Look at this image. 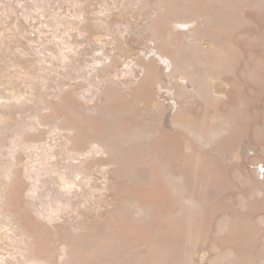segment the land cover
Instances as JSON below:
<instances>
[{
  "label": "bare ground",
  "instance_id": "1",
  "mask_svg": "<svg viewBox=\"0 0 264 264\" xmlns=\"http://www.w3.org/2000/svg\"><path fill=\"white\" fill-rule=\"evenodd\" d=\"M242 3L74 0L45 24L48 36L34 26L40 40L30 35V49L11 44L21 31L9 43L0 27V264H166L146 241L119 237L110 212L118 189L146 169L151 189L161 169L181 192V133L193 158L195 143L213 149L228 132L217 106L229 100L223 73ZM246 75L258 77L257 62ZM40 83L47 98L35 93ZM27 102L28 118L8 112ZM123 201L133 220L149 219L151 206ZM184 201L195 203L192 195Z\"/></svg>",
  "mask_w": 264,
  "mask_h": 264
},
{
  "label": "rangeland",
  "instance_id": "2",
  "mask_svg": "<svg viewBox=\"0 0 264 264\" xmlns=\"http://www.w3.org/2000/svg\"><path fill=\"white\" fill-rule=\"evenodd\" d=\"M73 1L0 0L1 31L7 29L9 43L13 42L10 32L21 31L25 37L11 44L30 49L27 38L33 35L39 41L40 34L36 35L39 29L44 31V37L48 36L50 27L45 24L50 22L55 11H70ZM243 2L242 9L237 12L241 23L231 30L232 44L228 45L240 61L236 66L233 63L236 71H231L233 66L229 60H235L234 54L231 53L232 59H227L231 74L227 70L223 77L232 82L230 88L227 87L229 100L220 101L217 106L228 120V132L221 136L213 149L195 143L193 158L184 149L185 137L181 133L176 145L183 153L179 165L184 179L181 192L175 194L161 169L155 170L159 173L151 189L146 183L149 173L146 169L148 172L143 173L145 179H136L118 189L110 212L111 225L119 237L133 242L146 241L151 256L163 257L166 264H191L192 261L194 264H264V0ZM204 5L211 10L207 3ZM255 62L258 77L245 76L248 69L254 68ZM248 63L250 67L247 69ZM22 64L28 68L26 62ZM25 81L24 77L18 80L20 87L26 85ZM238 84L241 88H237ZM45 85L51 87L49 83ZM44 89L41 83L37 85L36 95L47 98ZM13 105L19 112L10 107L8 112L25 119L34 109L29 102ZM137 111L141 115L147 113L141 105ZM42 112L46 113L44 109ZM151 127L154 128L155 124ZM172 164L175 165L172 167L177 165ZM189 195L195 199L192 207L184 201ZM124 197L137 205L151 206L149 219L133 220V209L123 201ZM109 209L106 207L103 213L107 214ZM202 252L206 256L200 260L198 254Z\"/></svg>",
  "mask_w": 264,
  "mask_h": 264
}]
</instances>
